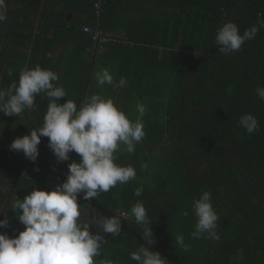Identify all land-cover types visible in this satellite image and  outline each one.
<instances>
[{
  "label": "trees",
  "instance_id": "trees-1",
  "mask_svg": "<svg viewBox=\"0 0 264 264\" xmlns=\"http://www.w3.org/2000/svg\"><path fill=\"white\" fill-rule=\"evenodd\" d=\"M5 3L0 88L18 83L22 69L40 65L59 76L56 83L67 93L59 102L73 100L79 106L92 95L105 96L96 77L107 70L113 76L109 85L115 88L114 103L130 119L138 115L137 105L146 108L145 137L134 153L124 146L116 152V163L133 165L136 178L92 199L142 238L152 229L151 244L181 264H264V100L256 93L264 87V27L234 53L219 52L215 43L218 28L229 21L241 33L258 26L264 20V0ZM84 25L103 33L108 40L104 50H97L91 35L83 32ZM121 78L125 86L116 87ZM48 103L41 93L21 117L0 113V154L66 180L68 164L80 160L75 152L69 161L58 163L47 137L41 138L35 162L10 148L14 139L42 126ZM249 113L260 126L253 134L238 124L240 116ZM143 163L147 171L141 170ZM55 185L42 173L0 158V219L6 212L7 218L19 221V212L7 202L13 204L37 187L50 191ZM141 186L137 197L135 190ZM204 191L211 193L218 214L219 239L208 233L199 239L191 236L197 221L193 201ZM137 201L146 207L147 224H137L131 213ZM78 203L79 220L105 237L99 259L136 264L130 253L147 244L122 226L119 236L103 233L96 221L111 217L81 194ZM185 211L188 216L181 214ZM6 229L0 228V233ZM176 235L184 236L187 250L175 242ZM161 255L165 264H175Z\"/></svg>",
  "mask_w": 264,
  "mask_h": 264
},
{
  "label": "clouds",
  "instance_id": "clouds-1",
  "mask_svg": "<svg viewBox=\"0 0 264 264\" xmlns=\"http://www.w3.org/2000/svg\"><path fill=\"white\" fill-rule=\"evenodd\" d=\"M6 12L5 0H0V22L6 20ZM261 27H264V20L242 33L234 22L223 24L215 35L219 52L239 51L246 41L256 37ZM96 78L99 85L113 84V76L107 70L97 73ZM58 80L57 73L36 65L22 69L18 83L11 84L8 89L0 88V113L6 116L21 117L25 109L33 108L35 97L41 93L49 100L42 126L14 139L11 150L22 152L25 158L35 162L41 138L47 137L48 146L58 163L69 161L73 152L80 156L79 162L68 164V174L62 184L55 185L50 191L37 187L23 199H16L13 204L11 200L7 202L8 207L12 205L13 210L19 212L18 220L25 229L15 238L7 235L8 232L0 233V264H118L117 261L99 259L105 237L99 232L93 233L88 224L79 220L78 197L83 193L84 200L95 198L118 183L126 184L136 178L133 165L116 163V152L124 146L128 153H134L136 145L145 137L143 117L146 108L143 104L137 105L138 115L133 120L113 99L99 94L92 95L79 106L73 100L60 103V98L66 97L67 93L62 85H57ZM125 84V79L121 78L115 86ZM256 93L264 100V87H258ZM238 124L248 134L258 132L260 127L257 117L250 113L241 115ZM141 170L147 171L148 164L143 163ZM142 192L141 186L134 194L139 197ZM211 200V193L204 191L193 201L192 211L197 218L195 230L191 233L193 239H199L204 233L219 239L215 232L218 214ZM131 213L137 224L148 223L143 201H137ZM4 214L0 228H8L6 230L10 232L11 220L6 212ZM181 214L188 216L189 213ZM96 223L103 233L120 235L122 227L117 217H101ZM152 234V229L143 234L150 244L153 243ZM174 237L175 242L187 250L184 236ZM130 259L136 264H165L166 261L160 252L145 244L131 252Z\"/></svg>",
  "mask_w": 264,
  "mask_h": 264
},
{
  "label": "water",
  "instance_id": "water-1",
  "mask_svg": "<svg viewBox=\"0 0 264 264\" xmlns=\"http://www.w3.org/2000/svg\"><path fill=\"white\" fill-rule=\"evenodd\" d=\"M0 158L2 160L8 161L10 163H13V164H17L19 166H22L24 169H30V170H34L36 172L42 173V174L48 176L49 178H51L52 180H54L57 184H62L65 181L64 179H60V178L56 177L55 175H53L51 173H48L46 171H43V170H41V169H39L37 167H34L31 164H27V163L23 162L21 160L14 159V158H12L10 156L0 154ZM80 194L82 196L84 195L83 193H80ZM88 201H90L93 204L94 207H96L97 209H101L104 213L108 214L110 217L113 216V215L109 214L105 209H103L99 204H97L92 198H89ZM121 226L123 228H125L127 230V232H129L130 234H132L136 238H138L140 241L146 243L148 246H150L154 250H156V251L164 254L170 261L174 262L175 264H181V263L175 261L174 259H172L170 256H168L166 253H164L162 250H160L159 248H157L153 244H150L148 241H146L144 238H142L139 234H137L135 231L131 230L130 228L126 227L124 224L121 223Z\"/></svg>",
  "mask_w": 264,
  "mask_h": 264
},
{
  "label": "built area",
  "instance_id": "built-area-1",
  "mask_svg": "<svg viewBox=\"0 0 264 264\" xmlns=\"http://www.w3.org/2000/svg\"><path fill=\"white\" fill-rule=\"evenodd\" d=\"M97 8V13H100L101 6L100 4L96 5ZM84 32L88 33L91 35L92 40L97 48L98 51H102L106 48L108 40L105 39V37L101 36L103 33L101 31H94L91 29L90 26H84L83 28Z\"/></svg>",
  "mask_w": 264,
  "mask_h": 264
},
{
  "label": "rangeland",
  "instance_id": "rangeland-1",
  "mask_svg": "<svg viewBox=\"0 0 264 264\" xmlns=\"http://www.w3.org/2000/svg\"><path fill=\"white\" fill-rule=\"evenodd\" d=\"M101 89L103 90V93H105L106 98H111L113 101H115L114 96L111 91V86L108 84L101 85ZM167 150H170L167 148ZM170 152V151H169ZM25 229V226L21 224V222L16 221V220H11V230L10 232L8 231L7 235H10V233L18 236L17 234Z\"/></svg>",
  "mask_w": 264,
  "mask_h": 264
},
{
  "label": "crops",
  "instance_id": "crops-1",
  "mask_svg": "<svg viewBox=\"0 0 264 264\" xmlns=\"http://www.w3.org/2000/svg\"><path fill=\"white\" fill-rule=\"evenodd\" d=\"M61 47L57 50V54H59V52L61 51ZM109 85V84H108ZM110 86V85H109ZM114 90H115V88L113 87V86H111V91H112V94H113V96H114ZM105 97V96H104ZM106 98V97H105ZM116 102V101H115Z\"/></svg>",
  "mask_w": 264,
  "mask_h": 264
}]
</instances>
